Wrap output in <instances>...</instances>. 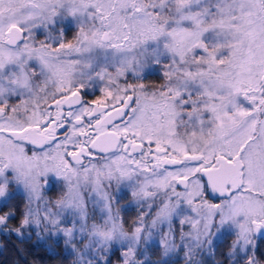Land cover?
<instances>
[{"label":"snow or ice","instance_id":"obj_1","mask_svg":"<svg viewBox=\"0 0 264 264\" xmlns=\"http://www.w3.org/2000/svg\"><path fill=\"white\" fill-rule=\"evenodd\" d=\"M0 236L264 264V0H0Z\"/></svg>","mask_w":264,"mask_h":264},{"label":"trees","instance_id":"obj_2","mask_svg":"<svg viewBox=\"0 0 264 264\" xmlns=\"http://www.w3.org/2000/svg\"><path fill=\"white\" fill-rule=\"evenodd\" d=\"M156 77L153 75L149 77L148 83L154 82ZM35 242V236H33V239L31 241H27L24 244H21L19 240H17L15 237H3L0 236V244L4 245L3 251L0 252V262H3V264H9V262L14 258V248L13 246L18 247H24L27 248L28 245H31ZM34 253H40L44 254V249H32ZM33 259V256L28 257V264H30L31 260ZM19 264H25V261L23 259L20 260Z\"/></svg>","mask_w":264,"mask_h":264},{"label":"rangeland","instance_id":"obj_3","mask_svg":"<svg viewBox=\"0 0 264 264\" xmlns=\"http://www.w3.org/2000/svg\"><path fill=\"white\" fill-rule=\"evenodd\" d=\"M153 258H155V257H153Z\"/></svg>","mask_w":264,"mask_h":264}]
</instances>
